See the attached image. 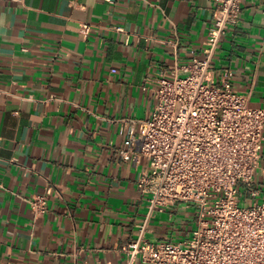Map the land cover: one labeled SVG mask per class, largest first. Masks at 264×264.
Instances as JSON below:
<instances>
[{
	"label": "crops",
	"instance_id": "1",
	"mask_svg": "<svg viewBox=\"0 0 264 264\" xmlns=\"http://www.w3.org/2000/svg\"><path fill=\"white\" fill-rule=\"evenodd\" d=\"M216 3L0 0V264H142L129 246L143 225L145 240L174 242L162 215L144 222V165L119 149L148 118L158 79L202 59ZM240 10L210 70L215 81L229 72L264 109V0H240ZM48 187L35 218L27 200ZM251 188L240 203H264V141Z\"/></svg>",
	"mask_w": 264,
	"mask_h": 264
},
{
	"label": "built area",
	"instance_id": "2",
	"mask_svg": "<svg viewBox=\"0 0 264 264\" xmlns=\"http://www.w3.org/2000/svg\"><path fill=\"white\" fill-rule=\"evenodd\" d=\"M240 12V0H217L202 59L178 67L171 80L158 79L148 118L136 122V132L128 128L119 149L122 161L144 165L136 187L147 197L145 223L180 204L195 212V228L179 243L147 241L143 225L129 246L142 264H264V203H240L241 190L255 195L264 109L232 88L229 72L215 81L210 70ZM50 192L27 200L35 218L47 212Z\"/></svg>",
	"mask_w": 264,
	"mask_h": 264
},
{
	"label": "rangeland",
	"instance_id": "3",
	"mask_svg": "<svg viewBox=\"0 0 264 264\" xmlns=\"http://www.w3.org/2000/svg\"><path fill=\"white\" fill-rule=\"evenodd\" d=\"M247 205L241 204V207H246ZM194 208H186L183 205H178L176 212L172 214L169 219V214L165 211L162 214L161 223L167 226V229L173 233L174 242L179 243L180 241H184L187 233H189L192 229L195 228V222L193 221Z\"/></svg>",
	"mask_w": 264,
	"mask_h": 264
}]
</instances>
